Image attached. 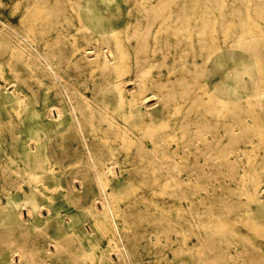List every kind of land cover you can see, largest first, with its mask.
<instances>
[{
    "label": "bare ground",
    "instance_id": "obj_1",
    "mask_svg": "<svg viewBox=\"0 0 264 264\" xmlns=\"http://www.w3.org/2000/svg\"><path fill=\"white\" fill-rule=\"evenodd\" d=\"M123 1L129 2V0ZM177 1L164 0L145 5L142 19L136 18L135 28L130 32L127 50L121 48V42L117 41L112 45L110 43L112 37L97 39L99 43L91 45L94 38L84 34L85 43L79 49V59L89 68V75H94L97 72L98 75L110 79L105 81V87L100 89L94 97L84 96L87 100L83 108L73 103L70 94L73 89L63 78L54 56L40 51L26 31L20 29L21 31L18 32L7 21L0 19V46L3 43L19 48L29 46L32 49L36 67L52 79L53 87L64 95L66 101L65 105L60 102H51L47 96H38L34 90L30 92L19 86L18 81L0 82V111L1 109H12L17 116L16 119L10 116L4 121L0 118V151L5 155H10L3 141V127L5 125L13 126L17 120H28V123L24 125L25 142L20 150L15 148V152L22 161L25 159V163L17 164L10 170L14 171L21 180L22 184H19V187L25 185L23 189H36L39 188L38 184L42 180L48 179V182H44L41 186L52 192L45 204L39 202L34 195H27L25 197L27 214L19 211L15 216L7 217L6 224L10 230L5 235L4 241L2 240V231H0V240L5 243V247L0 252V264H55L51 259L61 254L75 255L71 243V226L59 217V212L55 208L56 193L64 189L69 200L77 199L93 184L85 183V178L89 174L90 179H95V186L101 193V205L98 206L99 212H96L99 213V218L94 215L89 205L82 206L87 220H90V229L84 224L81 231L82 235L87 237L90 245L88 249H81L78 254L82 257L90 256L92 249L97 247L95 243L102 236H108L107 248L101 250L107 264H137L133 254L136 251V235L128 234L130 223L125 217L127 215L120 212V208H118L121 200L110 201L107 185L110 179H114L119 188L125 187L130 182L132 175L140 173L139 162L146 160L149 155L157 159L160 155L158 146L160 147V143L168 140L170 136H177L182 141L187 139V142L181 141L173 149L167 145L162 147L164 160L159 165L164 177L165 188L173 190V193L179 197L181 207H183L181 212H194L193 202L195 200H198V204L201 206H204L208 200L210 209L217 207L229 214L239 205L238 195L241 194V192H231L233 189H244L245 194H248L258 206H264V194L258 190L256 183L258 178L264 181V100L261 98L249 100L246 107L241 104V98L246 95H250L252 98L255 95H264V1L194 0L192 6L194 21L191 19L190 9L187 5L189 0H184V5L176 10L174 23L170 26L187 29L194 21V31L181 33V39L190 38L192 40L193 37L194 42H186L185 47L187 50L193 49L195 53L190 56L185 55L183 59L186 61L190 57L193 61L199 57L201 64L192 62V66L186 65L183 71L176 72L182 79L178 86H175L174 84H163L162 80L155 79L156 76L163 75L165 66L163 62L146 63V61L154 58V55H149L153 36L151 27L159 18L167 20V17L170 16H166V13L173 10L172 5L177 4ZM91 34L94 33L91 32ZM170 35L175 37V48L180 43V35L177 32H171ZM170 35L162 44V48L173 46V43H170ZM226 47L242 48L253 60L246 67V71L254 82L252 92L250 94L245 92V86L242 83L243 75L236 65L232 75V86L229 87L225 83H221L216 91L218 96L216 92L212 91L205 103L195 101L198 105L195 118L190 117L192 113L195 114L191 110L183 112V117L188 116V119L183 122L181 120L178 128L186 125L189 127L188 131L186 129V132L180 136L176 133L159 136L153 130L149 134L150 148L142 144H129L128 139L139 137L137 134H130L129 126L139 123L140 116H147L149 122H153L154 113L161 107L167 109L177 91L182 95H187L195 90L208 93L204 84L201 85L200 82V78L204 74L203 68L211 54L221 53ZM166 58V54L161 56L163 60ZM130 65L135 69L132 76L125 78L124 75L129 73L125 68ZM124 66L126 67L123 68ZM176 73L169 71L167 74L175 75ZM127 83H130V88ZM147 91L150 92L147 93ZM28 94H30L32 102L26 101ZM230 94L236 96L237 100L233 101L225 97ZM152 96L156 98V101L149 104V98ZM112 103L115 104L117 110L122 109L125 104L129 105L131 109L138 112L139 117L137 116V119L129 117L124 120L125 131L122 133L123 135L121 134L123 141H126L123 145V149L126 151L124 158L117 159L113 155L108 164L105 163L106 160L101 151L98 148L94 149L88 142L85 125L90 124L94 117L99 125L109 122L106 115ZM28 105L32 106L31 110L28 108L18 111L19 108ZM86 110L90 114H86ZM251 115L253 119L249 120L248 117ZM115 125L116 122L111 124V130L114 131V137H117ZM35 126L36 131L33 129ZM136 127L132 131L138 129L139 126ZM68 129L74 131V137L80 144L81 155L85 162V168L80 170L81 173L78 170L73 176H67L64 174V168L57 163L36 165L37 157L45 156L39 148L41 139L51 141L57 131ZM192 130L194 131L191 133ZM17 131L19 132V130ZM33 142L36 147L31 146ZM255 143L258 144L257 148L254 147ZM133 149L135 150L134 155ZM132 156H135L139 162L134 161ZM96 157L97 161L103 164L102 167L97 166ZM190 157H202L203 161H190ZM156 163L158 164V162ZM246 165L250 167L247 171L244 169ZM240 168L244 169L245 174L241 175L238 181L237 173L242 171ZM43 173L49 175L45 176ZM246 173L248 174L246 175ZM203 178L210 179L211 185H205L201 181ZM77 181L79 184L76 183ZM233 182L238 184L233 186ZM223 187L230 191L225 192V196L215 192ZM115 203L118 204H116L117 207L114 206ZM43 205L49 208V214L57 222L55 226L58 237L53 242L54 249L46 247L45 259L42 257V260L36 262L32 260L31 249L10 237L13 227L19 228L20 232L24 233L29 232L34 225L39 227L43 222L39 217V210ZM118 217L121 220H118ZM177 225H179V229H173L175 233H182L185 237L190 234L196 235V243L189 245L186 251L190 252L191 257L196 258L198 264H211L217 254L225 253V250L220 246L214 245L213 237L210 238L203 233L201 235L198 224L181 221ZM195 227L199 231H196ZM108 232L110 233L108 234ZM130 240L131 246L129 245ZM248 249L241 246L228 252L246 254ZM113 255L116 256V259ZM16 256L19 261L15 259ZM46 258L50 260H46ZM263 258L250 260L248 264H264ZM85 263L94 264L92 261H85Z\"/></svg>",
    "mask_w": 264,
    "mask_h": 264
},
{
    "label": "rangeland",
    "instance_id": "obj_2",
    "mask_svg": "<svg viewBox=\"0 0 264 264\" xmlns=\"http://www.w3.org/2000/svg\"><path fill=\"white\" fill-rule=\"evenodd\" d=\"M158 1L164 0H129L127 3L123 0H1L0 19L7 21L18 32L21 30L26 31L40 51H45L52 57L54 56L63 78L73 89H70L73 103L83 108L87 100L84 96L88 98L94 97L99 93L100 89L105 87V81L110 79L106 76L98 75L97 72L94 75H89V68L79 59V49L85 43L84 34L91 35L94 38L91 41V45H97L99 43L97 39L112 37L110 38L112 39L110 42L112 45L118 41L121 42V48L127 50L129 47L127 41L130 37V32L135 28L136 18L142 19L145 5ZM193 4L194 0H189L187 5L190 9L191 19L195 21V16L194 14L192 15ZM183 5L184 0H178L177 4L172 5L173 10L170 13H166V16L170 17H167V20L157 19L155 25L151 27L153 36L149 55H154V58L147 60L146 63L163 62L165 64L163 75L155 77V79L162 80L163 84L178 86L182 77L176 72L183 71L186 65L192 66V62L201 64L199 57H196L193 61L190 57L186 61L183 59V56H190L195 53L193 49L189 48L187 50L185 47L186 42H194L193 37L192 40L190 38L181 39V33L185 34L186 32L194 31V21L191 22V26L187 29L170 26V24L174 23V17L177 14L176 10ZM91 32L94 34H91ZM171 32H177L180 35V38L178 37L180 43L175 48V37L170 35ZM169 35L171 36L170 43H173V46L162 48V44ZM32 54V49L29 46H21L19 48L11 44H1L0 82L18 81L19 86L24 89L30 92L34 90L38 96H47L51 102H60L65 105L64 95L53 87L52 79L36 67ZM163 54L167 55L165 60L161 59ZM252 62L253 60L242 48L226 47L221 53L214 52L206 61L203 68L204 74L200 78L201 85L204 84L208 93H201L195 90L187 95H182L175 89L177 92L174 94L172 102L167 109L161 107L154 113L153 122H149L147 116H140L139 123L129 126L131 129L130 134L134 133L139 136L134 139H128L129 144H142L150 148L149 134L153 130L159 136H164L165 134L174 135V133L180 136L183 132L188 131L189 127L186 125L178 128L181 120L183 122L188 119V116L183 117V112L191 110L195 113L198 110V105L195 101H203L205 103L208 100V95H211L212 91L216 92L221 83H225L229 87L232 86V75L236 65L240 68V72L243 75L242 83L245 86V92L250 94L254 82L246 71V67ZM125 69L129 71L127 75H124L127 78L132 76L135 68L130 65ZM169 71L176 74L168 75ZM127 84H129L128 88H130V83ZM149 92L147 91V93ZM225 97L233 101L237 100L233 94ZM258 98L264 100V95H255L253 98L250 95H246L241 98V104L246 107L249 100L253 101ZM28 100L32 102L30 94L27 95L26 101ZM149 100V104H153L156 98L152 96ZM113 103L107 110L108 114L106 117L109 122L99 125L94 117L90 124L87 123L85 125V134L88 142L94 149L98 148L101 151L102 156L106 160L105 163L108 164L111 162L110 159L113 158V155L117 159L124 158L126 151L123 149V145H125L126 141L121 138V134L125 131L124 120L129 117L130 119H137L138 116V112L131 109L129 105L125 104L122 109L117 110ZM31 107V105L24 108L21 107L18 111L27 110L28 108L31 110ZM13 111L12 109H1L0 118L3 121L10 116L16 119L17 116ZM86 114H90V112L86 110ZM196 115L197 113H192L190 117L195 118ZM248 119H253L252 115ZM114 122H116L117 137H114V131L111 130V124H114ZM27 123L28 120H17L13 126L5 125L3 127V141L10 153V155H5L0 151V223H2L0 231L3 234V241L10 230V227L6 224L7 217L15 216L16 212L19 211L27 214V207L25 206V197L27 195H34L39 202L44 204L47 203L48 197L52 195V192L41 186L44 182H48V179L42 180L38 184L39 188L23 189L25 185L19 187V184H22L21 180L14 171L10 170L17 164L25 163V159L23 161L20 159L15 152V148L20 150L25 142L26 132L24 131V125ZM136 126H139L138 129L132 131ZM35 128L36 126L33 128L36 131L37 129ZM193 131L190 132L192 133ZM181 141L177 136H170L168 140L160 143L161 146H158L160 155L157 159L149 155L146 160L143 159L144 161L139 162L135 156H132L133 160L140 164V173L132 175L130 182L125 187L119 188L114 179H110L108 182V191H106L110 195V201L114 199L115 201L121 200L119 205L115 203L114 206L117 204L118 208H120L119 211L128 216H125L130 223L128 234L134 233L136 235V251L133 254L137 264H198L196 258L191 257L190 252L186 251L189 245L196 243V235L192 236L190 234L185 237L182 233L173 231V229H179L177 224L181 221H191V224H198L201 235L203 233L205 236L213 237L214 245L220 246L225 250L223 255L217 254L211 264H248L250 260L264 257V206H258L248 194H245L244 189L231 190V192H241V194L238 195L239 205L229 214L224 210H219L217 207L210 209L208 200L204 206L199 205L198 200H195L193 202L194 212H181L183 207H181L179 197L173 193V190L165 188L164 177L159 168L160 163L164 160L161 148L167 145L173 149ZM182 142H187V139ZM31 146L36 147L34 142L31 143ZM254 147L257 148L258 144L255 143ZM39 148L45 156L37 157L36 165L43 166L44 164L57 163L64 168V174L67 176H73L78 170L85 168L80 144L75 139L72 129L57 131L51 141L42 138ZM134 152L135 150L133 149V155L135 154ZM95 160L97 166L102 167L103 164L97 161V157ZM189 160L200 162L203 161V158L190 157ZM241 164L243 165V163ZM249 168L246 165L244 169L247 171ZM244 169L240 168L242 171L237 173L238 181L239 177L245 174L243 172ZM44 175L48 176L49 174ZM89 177L90 174L86 176L85 183L93 184L77 199L69 200L65 195L64 189L56 193L55 208L59 212V217L71 226V243L75 250V255L61 254L51 259L55 264H88L85 261H92L94 264H107L101 250L107 248L108 236H102L95 243L97 247L92 249L90 256L82 257L78 254L81 249H88L90 245L87 237L82 235L81 231L84 224L90 229V220H87L82 206L89 205L94 215L99 218V213L96 212H99L98 206L101 205V193L95 186L96 181ZM201 181L205 185H211V180L208 178H203ZM76 183L79 184L78 181ZM256 183L258 190H261L264 194V181L258 178ZM237 184L235 182L232 183L233 186ZM208 187L210 188V186ZM215 192L225 196V192L230 191L223 187ZM39 217L43 220L39 227L34 225L27 233L20 232L19 228L13 227L10 237V239L13 238L14 241L31 249L33 252L32 260L36 262L42 260V257L45 259L46 247L54 249L53 242L58 237L55 226L57 222L49 214L48 207L45 205L40 207ZM118 220H121V218L118 217ZM105 223L107 222L105 221ZM229 227L230 229H228ZM194 229L199 231L197 227ZM2 240H0V252L5 247V243ZM243 240L244 242H241ZM131 244L130 240L129 245L131 246ZM241 246L249 248L246 254L228 252L235 247ZM113 257L116 259L115 255ZM15 259L18 260V256ZM46 260L50 259L46 258Z\"/></svg>",
    "mask_w": 264,
    "mask_h": 264
}]
</instances>
